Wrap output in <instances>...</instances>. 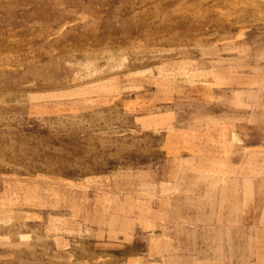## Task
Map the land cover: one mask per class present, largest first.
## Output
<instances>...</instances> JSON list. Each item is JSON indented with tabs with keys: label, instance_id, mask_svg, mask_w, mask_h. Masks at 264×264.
I'll use <instances>...</instances> for the list:
<instances>
[{
	"label": "rangeland",
	"instance_id": "obj_1",
	"mask_svg": "<svg viewBox=\"0 0 264 264\" xmlns=\"http://www.w3.org/2000/svg\"><path fill=\"white\" fill-rule=\"evenodd\" d=\"M0 264H264V0H0Z\"/></svg>",
	"mask_w": 264,
	"mask_h": 264
}]
</instances>
